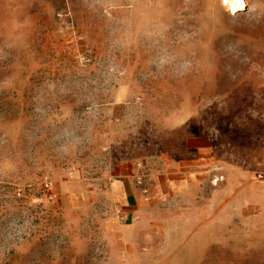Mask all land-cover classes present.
I'll return each mask as SVG.
<instances>
[{"label":"rangeland","instance_id":"obj_1","mask_svg":"<svg viewBox=\"0 0 264 264\" xmlns=\"http://www.w3.org/2000/svg\"><path fill=\"white\" fill-rule=\"evenodd\" d=\"M245 1L0 0V264H264Z\"/></svg>","mask_w":264,"mask_h":264},{"label":"crops","instance_id":"obj_2","mask_svg":"<svg viewBox=\"0 0 264 264\" xmlns=\"http://www.w3.org/2000/svg\"><path fill=\"white\" fill-rule=\"evenodd\" d=\"M114 185V188L112 187L111 190L114 199L122 204L121 209H123L126 214H132L134 212L133 207L136 206L138 199H140V196H138V190L135 188L131 178L129 177L124 180H117V183H115ZM258 188L259 195L257 198V202L260 204H264V184H261Z\"/></svg>","mask_w":264,"mask_h":264},{"label":"bare ground","instance_id":"obj_3","mask_svg":"<svg viewBox=\"0 0 264 264\" xmlns=\"http://www.w3.org/2000/svg\"><path fill=\"white\" fill-rule=\"evenodd\" d=\"M223 2L232 11L242 10L246 8L247 3L245 0H223Z\"/></svg>","mask_w":264,"mask_h":264},{"label":"built area","instance_id":"obj_4","mask_svg":"<svg viewBox=\"0 0 264 264\" xmlns=\"http://www.w3.org/2000/svg\"><path fill=\"white\" fill-rule=\"evenodd\" d=\"M58 15H59V16H62L61 13H58ZM139 183H142V180H141V179L139 180ZM46 187H47L48 189L51 190V189H52V182H51V181H47V182H46ZM52 197H53V196L51 195V198H52Z\"/></svg>","mask_w":264,"mask_h":264}]
</instances>
